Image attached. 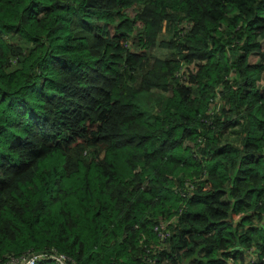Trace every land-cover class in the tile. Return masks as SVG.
I'll list each match as a JSON object with an SVG mask.
<instances>
[{"label":"trees","instance_id":"obj_1","mask_svg":"<svg viewBox=\"0 0 264 264\" xmlns=\"http://www.w3.org/2000/svg\"><path fill=\"white\" fill-rule=\"evenodd\" d=\"M263 72L264 0H0V263L264 264Z\"/></svg>","mask_w":264,"mask_h":264},{"label":"built area","instance_id":"obj_2","mask_svg":"<svg viewBox=\"0 0 264 264\" xmlns=\"http://www.w3.org/2000/svg\"><path fill=\"white\" fill-rule=\"evenodd\" d=\"M215 107L217 109L218 105H216ZM185 184H186L185 187L181 191L182 197H186L189 191L193 189L192 183L185 182ZM168 223H169V220L160 219L158 223H156L153 227L154 231L157 233V236L161 240H164L168 236V233H167ZM248 254H249V262L254 263L258 257L256 250L250 248L248 251ZM42 259H51L57 264H73L71 263V259L67 255L63 253H59L55 249H50L48 251H43V252H31L26 255L16 257V258L11 257L7 261L0 263V264H35L36 261L42 260ZM261 261L264 262V257H262ZM153 263H154V259L151 258L150 256H146V261L139 263V264H153Z\"/></svg>","mask_w":264,"mask_h":264},{"label":"rangeland","instance_id":"obj_3","mask_svg":"<svg viewBox=\"0 0 264 264\" xmlns=\"http://www.w3.org/2000/svg\"><path fill=\"white\" fill-rule=\"evenodd\" d=\"M102 33H106L107 31H109L111 34L113 33V29L111 26H106V25H102ZM149 52L159 58H166L169 56V51L166 48H163L159 45H156L152 48L149 49Z\"/></svg>","mask_w":264,"mask_h":264},{"label":"crops","instance_id":"obj_4","mask_svg":"<svg viewBox=\"0 0 264 264\" xmlns=\"http://www.w3.org/2000/svg\"><path fill=\"white\" fill-rule=\"evenodd\" d=\"M172 37V34L170 32H160L157 35V39L159 41H169ZM257 85L262 88V93L264 95V72L261 74L260 79L257 81Z\"/></svg>","mask_w":264,"mask_h":264}]
</instances>
